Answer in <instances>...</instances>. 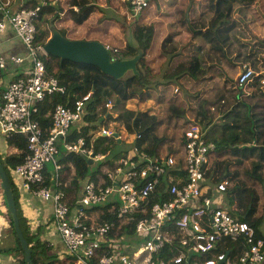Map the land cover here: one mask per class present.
<instances>
[{
	"label": "built area",
	"instance_id": "obj_1",
	"mask_svg": "<svg viewBox=\"0 0 264 264\" xmlns=\"http://www.w3.org/2000/svg\"><path fill=\"white\" fill-rule=\"evenodd\" d=\"M20 1L22 7L13 12V0H0V36L8 30L15 33L27 51L31 69L12 81L1 96L0 136L27 140V156L14 176L23 193L53 203L51 223L66 255L75 264H231L228 254L217 251L223 242L231 241L240 245L239 264H262L264 241L232 214L235 206L225 208L227 179L212 185L208 178L217 149L209 128L196 117L185 114L182 118L176 146L151 153L152 147L139 148L135 143L115 161V168L105 163L113 159L111 154L95 149L97 139L114 138L107 118L99 122L95 134L71 138L72 130L80 133L85 126L93 92L71 107L58 105L50 114V129H43L37 119L41 108L48 98L66 94V88L48 74L46 43L38 41V24L49 0ZM31 1L36 3L27 7ZM124 1L135 15L150 8V0ZM105 47L113 53L120 50ZM11 61L19 64L24 59L11 57ZM7 64L0 55V80ZM260 77L252 66L244 65L237 88L244 94L259 81L264 90ZM104 107L111 114L114 100L108 99ZM118 134L114 139L125 142L127 134ZM134 136L135 141L143 138L140 133ZM70 155L92 160L93 165L101 163L98 172L80 182L79 192L74 193L66 192L75 175L74 167L64 161ZM106 207L115 220L102 219L101 208ZM127 230L132 235L123 232ZM135 236L145 243L132 241ZM0 264L7 263L0 257Z\"/></svg>",
	"mask_w": 264,
	"mask_h": 264
},
{
	"label": "trees",
	"instance_id": "obj_2",
	"mask_svg": "<svg viewBox=\"0 0 264 264\" xmlns=\"http://www.w3.org/2000/svg\"><path fill=\"white\" fill-rule=\"evenodd\" d=\"M257 1L205 0V10L197 16L193 14L190 5L178 10L176 14L181 19L179 21L181 27L190 33L195 40L200 41L201 45L192 53V56L185 57L178 65L165 72L164 81H167V85L176 81H181L186 85L194 82L195 85H198L205 79L212 80L215 74L211 68L206 67L204 64L203 59L205 56L211 60H217L221 65L236 68L237 65L231 63L229 59V48L232 44L231 37L235 28L233 20L235 8L237 6L249 8ZM35 3L36 1H34ZM70 3L72 7L78 8V12L71 11L72 19L77 25L85 24L93 13L101 10L88 0H71ZM59 11V14L62 13L60 9ZM132 14L134 13L132 12ZM142 14L136 15V17L140 18L138 16ZM133 36L136 45L128 43L124 49L119 50L117 53L110 51L112 61L117 62L141 57L138 73L120 80L106 75L100 68L93 65L69 61L61 64L60 59L48 57L46 60L48 74L56 78L60 85L66 88V94L54 95L44 103L40 114L37 116L43 129H50V114L58 105L71 107L75 101L93 92L84 119L85 126L80 133L72 130V139L95 134L98 131L99 122L107 118V120H112L117 124L113 130L118 133L124 128L129 134H142L143 138L136 141L139 148L146 145L148 139L153 140L154 147L149 152H154V148L160 143V139H157L154 133L164 124L163 120L149 112H137L126 107L132 100L139 99L141 103H144L149 99L147 96L151 92L150 84L155 76L152 75L146 57L153 46L155 27L153 25L146 26L141 20L134 22ZM40 39L38 32V41L45 44ZM178 46L174 37L169 36L162 45L163 55L167 57L177 55L179 53ZM256 86H258V83ZM221 94H218L219 97L212 96L201 100L197 113V121L200 124L205 128L212 127L209 138L214 141L217 149V158L213 160L208 178L212 185L219 184L224 178L227 179V190L223 193V198L226 201L225 208L231 209L235 206L236 210L232 211V214L239 221L245 222L254 228L257 238L264 241V208L263 214L258 216L261 196L255 187L250 186L243 179L240 173V168L245 162L250 159L257 160L260 165L254 167L250 176L262 186L264 196V107H260L261 103L264 102V90L259 87L249 95V100L253 101L252 104L242 103L239 95L236 96L234 102H229L228 98H225V94ZM108 99L114 100L113 110L117 114L116 117L113 113L109 114L104 107ZM238 100L241 106H234L233 109L225 112L224 107L228 106L227 104L233 106ZM223 104H226V106L222 108ZM211 107L214 111H217L219 117H222L219 125L213 126L215 116L211 113ZM3 140L6 148L5 151H0V162L5 167L13 187L23 234L28 243L33 245L34 264H75L70 257L64 259V261L58 260L53 254V248L41 242L38 235H34L30 231V227L21 213L18 194L12 182L15 169L24 163L27 156V140L23 136ZM121 143L123 142L106 137L96 140L95 149L97 153H103L107 156L112 155L113 159L105 161L111 168H115V161L126 152L118 150ZM12 150L15 152H12ZM64 161L66 164H71L75 169V175L71 179L72 186L66 192H79L80 182L90 175L91 166L85 158L76 155L67 156ZM98 170L94 173L96 174ZM67 171L70 172L71 170L67 168ZM213 192L212 190L210 196ZM4 204L7 207L5 199ZM101 209L104 212L103 220H115V216L108 213V207ZM8 215L15 237L13 247H10L19 254L18 257L21 263L25 264L24 253L14 233L12 217L10 214ZM123 232L127 235L133 233L131 230ZM217 251L228 254L231 264H239L240 245L226 241L218 247Z\"/></svg>",
	"mask_w": 264,
	"mask_h": 264
},
{
	"label": "rangeland",
	"instance_id": "obj_3",
	"mask_svg": "<svg viewBox=\"0 0 264 264\" xmlns=\"http://www.w3.org/2000/svg\"><path fill=\"white\" fill-rule=\"evenodd\" d=\"M161 1L162 0H155L150 6V9L142 16V19L137 18L136 16L134 17V14L132 15L131 12H129L126 18H122L119 13L121 8L125 7L123 4L124 2L121 0H108L112 7L115 8L112 13L122 18L118 21L113 19L112 24L114 27L119 29L122 28L123 30L121 29L120 32L117 29H114L113 31H117L121 36L123 35V39L127 44L131 43L136 45L133 36L134 22L140 21L142 19L144 25H153L155 27L153 46L149 50L147 57L149 68L152 70V75L155 76L150 84L151 92L150 95L147 96L149 99L144 103H141L139 99L132 100L127 104L126 108L137 112H149L152 115L156 114L155 116L163 120L164 124L161 127L160 133H162L163 137L165 138L157 139H160L159 142L165 143V145L161 147V150L162 152H166V150L170 149L173 144L176 146L175 140L179 135L178 125L181 126L180 124L184 115L187 114L193 119L195 117L197 118L199 103L201 100L208 97L211 98L212 96L219 97L218 94L222 93L225 94V98H228L227 100L229 102H234L236 100V96L241 94L235 89L237 84L236 80L241 68L244 65H250L254 68V70H256V72L259 70H264V0H258L251 8L240 6L235 8V13L233 15L235 28L233 36L231 37L232 44L229 48V59L230 62L236 64L238 67L236 66V68H230L226 65L219 64V62L214 60L213 57H211L213 59L211 60L205 56L203 59L204 64L206 67L211 68L215 74L212 80L205 79L198 85H195L194 82L186 85L181 81H176L169 86L167 85L166 81H164L165 72L178 65V63L188 55V57L192 56L193 51H196L199 45H201L200 41L195 40L190 33L186 32V30L181 27V22H179L181 19H179V16L176 14L177 9H183V7L186 8L188 5H190L193 14L197 16V14L200 15L205 10V0H186L183 1V3H181L180 0H169L168 2ZM128 6L129 3L126 5V7L129 8ZM124 11L126 12V9H124ZM40 27L41 26H39V28ZM170 35H174L176 41L178 42L179 53L175 56L167 57L162 53V45ZM132 74L133 72L130 71L125 77H130ZM252 92L253 88L251 87L247 90V92H245L246 94L244 93V96H242L243 94L240 95V97H242L240 101H242V103L252 104L253 101L248 99ZM167 99L170 100L169 103L166 104L164 101ZM240 101L238 100L235 102L233 106L229 104L226 106V104H223L221 107L223 108L226 106L224 107L226 112L227 110L233 109L234 106H241ZM263 103H261L260 106L262 108L264 107ZM212 108L213 107H211V109ZM160 109L162 115L156 113L159 112ZM111 112L115 114L114 110ZM211 113L215 116L213 126L219 125V123H221L222 117H219L217 111H214V109L211 110ZM114 116L116 117L117 114ZM116 125L117 124L114 121L107 120V126L110 129H114ZM211 128L208 129L209 136L212 132ZM123 130L125 129L122 128L121 131ZM127 135L128 137L125 138V142L120 144L118 150L129 151L134 147L136 143L134 136L135 134L133 135L127 132ZM152 143L153 140H151L150 143L145 146L152 147ZM250 160L242 165L240 168V173L243 179L250 186H253L257 185L258 182L253 180L250 176L254 167L256 166H254V164H252L253 162ZM100 166L101 163L96 162L93 166H91V171L89 174L96 172ZM12 182L14 183L15 190L18 191L20 186L15 183L13 177ZM0 197L2 202L4 195L1 187ZM0 209L6 210L7 218L9 219L8 208L6 209V207L3 206ZM260 214H262V209H260ZM5 224L8 226L7 228H4L2 234H0V257L4 263L6 261L7 264H22L18 257L19 254L12 249L15 237L12 231L11 222L8 220ZM8 229L9 235H4ZM132 241L141 245L145 243L143 238L136 236L132 239ZM67 258H69L68 255H66L65 259ZM262 264H264V262Z\"/></svg>",
	"mask_w": 264,
	"mask_h": 264
},
{
	"label": "crops",
	"instance_id": "obj_4",
	"mask_svg": "<svg viewBox=\"0 0 264 264\" xmlns=\"http://www.w3.org/2000/svg\"><path fill=\"white\" fill-rule=\"evenodd\" d=\"M88 1L98 6L99 9L101 10H98L95 13H93L85 24L77 25L72 19L71 11L73 10L75 12H78V8L71 6V3H70L71 0H49L48 6L43 9V14L38 24L39 35L41 38L40 40L44 43H47L55 34H60L61 36H63L62 34H64L65 36L63 37L71 41H95V42L101 43L104 46L109 45V46L122 50L126 46L127 43L123 39V35L121 36L120 34H118L117 31H113L114 29H117L118 31L121 32L122 28L119 29V28L114 27V25L112 24V20L114 19L118 21V20H121L122 18H126L129 12L132 13V9L130 5L128 6L129 8H127L126 5H128V3L125 2L124 0H121L124 2L123 4L125 5L124 8L123 7L121 8V11L119 13L120 16H122L121 18V17H118V15H114V13H112L115 10V8L112 7V5L110 4V2H108V0H88ZM154 1L155 0H150V6L152 5ZM164 1L168 2L169 0H162L161 2H164ZM183 1H186V0H180L181 3H183ZM33 4H34V1H31V2H28L26 6L30 7V6H33ZM22 5H23L22 1L13 0L11 10L15 12L19 10L22 7ZM184 8L185 7H183V9ZM59 9L62 11V13L60 14L58 13L60 12ZM124 9H126V12L124 11ZM127 9H128V12H127ZM149 9H147L142 15H140V18ZM178 10H181V9L179 8L177 9V11ZM133 16L135 17L136 15L134 14ZM39 26L41 27L39 28ZM170 36L174 37V35H170ZM174 40L178 44L175 37H174ZM0 55L4 56L8 60L6 72L4 74L3 79L0 80V99H1L3 92L5 91L7 86L12 81L16 80L19 77H22V76L24 77L28 74L29 70L31 69V64H30V59L28 58L25 47L23 46L21 41L15 36V33L12 30H8L4 35L0 36ZM11 57H20L24 59V61L19 64L14 63L11 61ZM147 57H146V60H147ZM147 63L149 62L147 61ZM258 73L261 76L258 79L264 78V70H259ZM257 83H258V86H256ZM170 84H168V86ZM259 87H260L259 81H257L255 85L252 86L253 92H255L257 88ZM235 89L237 90V92L241 93V91L237 88V84H236ZM240 95H239V99H242ZM169 100L170 99H167L164 102L167 104L169 103ZM156 113L162 115L161 109L159 110V112H156ZM174 126H175V123H174ZM161 127L156 133H154V135L156 138L163 139L165 137H163V134L160 133ZM123 132L127 134L126 130H123ZM126 137H128V135ZM3 139L4 138L0 136V151H5V148H6L5 142H3L4 141ZM150 141H148V143H150ZM163 145H165V143L160 142V144L154 148V152L163 153L161 150V147ZM153 147H154V144L152 148ZM12 152H15V151L12 150ZM250 161L253 162L252 164H254V166L260 165V163L255 159H251ZM13 179L16 184L20 185V180L14 175H13ZM253 186L256 188V190L261 196L259 212H258V216H261L263 214V208H264V196H263L262 186L258 183L257 185H253ZM17 194H18V200H19L18 202H19L21 213L23 217L26 219L27 224L30 227V231H32L34 235H38L41 242L46 243L48 246L53 248V254L57 257L58 260L64 261L66 257L65 248L63 244L61 243L59 236L55 233L52 227V223H51L52 217H53V203L46 202L30 194L23 193L21 188H18ZM3 206L6 207L4 204V199H2V202H1V197H0V208ZM260 209H262V214H260ZM7 221H8V218H7L6 210L0 209V234H2V231L4 230V228H7L8 225L5 224L7 223ZM4 235H9V229L6 231V234Z\"/></svg>",
	"mask_w": 264,
	"mask_h": 264
},
{
	"label": "water",
	"instance_id": "obj_5",
	"mask_svg": "<svg viewBox=\"0 0 264 264\" xmlns=\"http://www.w3.org/2000/svg\"><path fill=\"white\" fill-rule=\"evenodd\" d=\"M45 49L49 57L60 59L61 64L65 61H69L93 65L100 68L106 75L118 80L123 79L130 71H132L133 74H137L138 63L141 59V57L138 56L121 62L112 61L110 51L101 43L95 41H71L60 34H55L46 43ZM241 94H243V92ZM118 135V132L114 131V138H117ZM88 163L91 166L93 165L92 160H88ZM0 185L9 214L12 217L14 233L24 253L25 264H34L32 246H30L26 240L21 228L13 187L6 169L1 162Z\"/></svg>",
	"mask_w": 264,
	"mask_h": 264
}]
</instances>
